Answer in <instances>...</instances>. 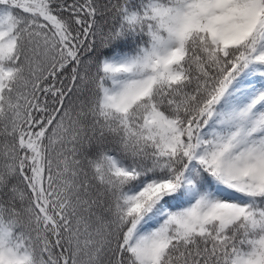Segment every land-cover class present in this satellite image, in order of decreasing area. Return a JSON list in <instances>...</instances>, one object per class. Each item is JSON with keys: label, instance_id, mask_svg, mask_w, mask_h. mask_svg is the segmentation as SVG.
<instances>
[{"label": "snow or ice", "instance_id": "1", "mask_svg": "<svg viewBox=\"0 0 264 264\" xmlns=\"http://www.w3.org/2000/svg\"><path fill=\"white\" fill-rule=\"evenodd\" d=\"M0 264H264V0H0Z\"/></svg>", "mask_w": 264, "mask_h": 264}]
</instances>
